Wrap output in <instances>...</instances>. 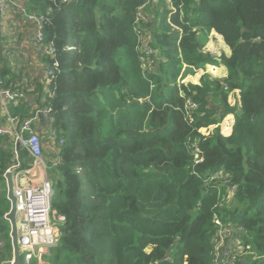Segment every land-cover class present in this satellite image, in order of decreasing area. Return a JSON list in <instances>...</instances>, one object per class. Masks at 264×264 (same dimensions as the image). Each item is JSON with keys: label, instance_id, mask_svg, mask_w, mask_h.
Here are the masks:
<instances>
[{"label": "trees", "instance_id": "1", "mask_svg": "<svg viewBox=\"0 0 264 264\" xmlns=\"http://www.w3.org/2000/svg\"><path fill=\"white\" fill-rule=\"evenodd\" d=\"M145 1L24 3L47 16L46 42L55 53L43 59L59 63L53 106L65 142L50 178L52 208L64 222L48 260L216 264L218 217L235 225L228 264H264V0H170L173 9L153 18L149 46L159 59L147 77L135 29ZM212 30L229 56L204 51ZM209 63L223 64L227 77L178 83L185 65ZM0 74L19 83L2 56ZM36 85L43 95L42 81ZM187 100L197 106L186 107ZM25 107L12 112L30 115ZM228 114L235 122L225 135L220 123ZM213 125L210 134L201 132ZM8 146L1 147L0 182L12 162ZM10 208L9 199L0 200V236L8 243L0 264L13 258Z\"/></svg>", "mask_w": 264, "mask_h": 264}, {"label": "built area", "instance_id": "2", "mask_svg": "<svg viewBox=\"0 0 264 264\" xmlns=\"http://www.w3.org/2000/svg\"><path fill=\"white\" fill-rule=\"evenodd\" d=\"M159 1L146 0L138 7L135 21V29L138 33L142 53L140 59L143 74L146 77L148 76L147 70L153 68V56L156 50L149 46L151 39L144 27L148 22L145 8L150 4L159 3ZM14 10L15 15H19L18 21H23L24 24H35V57L43 59L46 55H53L55 47L53 43L46 42L44 32V26L48 20L47 16L39 14L37 10L30 11L22 2L0 0V29ZM24 45L25 42L23 41L19 43L20 47ZM15 63L16 67L13 65L12 67L18 75L19 83L17 85H14V80L5 82L0 74V118H4L6 123V126H0V153L2 146L9 145L8 150L12 156V162L5 175L8 172L13 174L14 195L16 196L19 218L21 262L22 264H52L48 257L51 255V249L58 245L62 237L63 233L60 226L64 222V218L60 220L59 215L52 208L54 189L50 174L47 171V169L53 170L61 165V148L65 142V138L57 125L56 111L53 106L56 93L52 89V84L56 70L59 69V63L55 62L52 66L46 64L43 95H39L41 97L37 100L29 96L28 92L32 89L31 87H36V80L19 62ZM182 77L183 75H180L179 84H185L186 80ZM233 92H231L230 97ZM19 102L29 105L31 108L30 115L22 117V115L11 111L10 104H18ZM196 106L195 102L187 100L186 107L193 108ZM45 140H48L47 145ZM49 153H51V158L48 159ZM196 158L197 162L201 160L198 153H196ZM216 174L221 175V173ZM55 214L57 218L54 216ZM215 222L220 226L213 240L218 252L215 263L228 264L231 251L225 246V242L235 233V225H223L218 217L215 218ZM6 246L7 241L0 236V250L4 251ZM2 264H14V257L4 260Z\"/></svg>", "mask_w": 264, "mask_h": 264}, {"label": "crops", "instance_id": "3", "mask_svg": "<svg viewBox=\"0 0 264 264\" xmlns=\"http://www.w3.org/2000/svg\"><path fill=\"white\" fill-rule=\"evenodd\" d=\"M15 1L20 2V3L21 2L26 3L28 0H15ZM166 6L169 9H172V3L171 2H168V0H160L158 4L148 5L146 7V13H148V15L152 14L153 15L152 18L157 17V16H159L158 14H161V12L163 11V9ZM149 12H151V13H149ZM10 17L19 18V15L18 14L15 15V10H14V11H12V13L10 14V16L8 18H10ZM8 18L5 22V24L1 27L2 31L0 29V34H1L0 56L7 58L9 60V62L11 63V66L13 65L16 67L15 62H19V64L25 70L29 71V73L36 80V82L42 81V83H43V79L45 76L46 63H45L44 59H38L35 57V51H34V49H35L34 40H35V33H36L35 24L34 23L24 24L23 21H18L17 19L13 20L12 22L7 23V21L9 20ZM22 41L25 42V45L23 47H20L19 43ZM69 41H70V45H72L71 34L69 36ZM206 41H207V45L209 46L210 50L219 48L222 52V53H219L218 55L215 56V55L211 54V52L209 51V53L212 56L220 59L222 57V55H227V56L230 55V53H231L230 47L226 44L222 35L217 33L215 30H212L209 32V34L206 38ZM215 44H217L218 47H216ZM8 48H9V50H7ZM209 67H211L210 64H206L202 67H187V65H186L183 68V72H185V74H183L182 78L189 81V83L199 84L202 77L205 75H209L211 78H217V79H223V78L227 77V74H228L227 68L223 64L214 65V67L216 69V75L215 76L209 74L208 69H207L208 74L203 75L202 70L209 68ZM31 88L32 89H30L28 91L29 96H31L34 100H37L39 97H41V96H39V95H41V91L38 89L37 85H36V87H31ZM37 90H38V92H36ZM43 90H44V88H43ZM235 92H238V90ZM235 92H233V93H235ZM239 96H240V94H239ZM21 104L22 103H20V102L18 104H10L11 111H12V107L21 106ZM24 105L26 106L24 109L27 111V113H30L31 108L29 107V105L27 103H24ZM229 116L231 117L234 115L229 114ZM234 122L235 121H232V124L229 123L230 125L227 126V128H228V130H230V132H228L226 135H230L232 133ZM0 126H6L4 118H0ZM45 143L47 145L48 140H45ZM49 158H51V153L48 154V159ZM3 184H6V182H0V188H3ZM54 216L57 218L56 214ZM58 217L60 220H62L61 218H64L61 215H59ZM11 243H12V241H11ZM7 245H8V243H7ZM12 250H13V246H12ZM13 257H14V252H13Z\"/></svg>", "mask_w": 264, "mask_h": 264}, {"label": "rangeland", "instance_id": "4", "mask_svg": "<svg viewBox=\"0 0 264 264\" xmlns=\"http://www.w3.org/2000/svg\"><path fill=\"white\" fill-rule=\"evenodd\" d=\"M168 2H170V0H168ZM172 9H173V7H172ZM164 10V9H163ZM145 11H146V8H145ZM163 12V11H162ZM149 13H151V12H149ZM147 16H148V22H147V24L144 26L145 27V29H146V31H147V33L149 34V37H150V39L152 40V32H153V25H152V23H153V15L152 14H150V15H148V13H147ZM16 19H18V18H10L8 21H7V23H9V22H12L13 20H16ZM216 43V42H215ZM215 46L216 47H218L217 46V44H215ZM204 51L205 52H208L209 53V51L211 52V54H213V55H218L219 53H222L221 52V50L219 49V48H216V49H209V46L207 45V41L205 42V45H204ZM222 55V54H221ZM220 56V55H219ZM223 56V55H222ZM159 59V54H158V52L156 51V53H155V55L153 56V63H152V66H153V68H154V70H156V68H157V65H156V60H158ZM210 64V63H209ZM211 65V67H209V68H206V69H204V70H202V72H203V75L204 74H211V75H216V69H215V67H214V65H217V64H210ZM214 68V69H213ZM207 69H208V73H207ZM201 70V69H200ZM199 71V70H198ZM148 72H150V69H148ZM186 80V79H185ZM189 83V81H185V84H188ZM181 84H184V83H181ZM185 93H183L182 92V95H184ZM238 99H239V91L238 92H235V93H233L232 95H231V97L229 96V102H230V105H232V106H234V105H236L237 103H238ZM232 121H235V116H229V114L228 115H226L225 116V118L223 119V121H222V123H220V130H221V132L223 133V134H227L228 132H230V130H228V128H227V124L228 123H230V124H232ZM217 125H213V126H210V127H203L202 129H201V132L203 133V134H205V135H208V134H210V132H212L213 130H214V128L216 127ZM24 165H26V164H24ZM47 171H48V173L49 174H51V171L52 170H50V169H47ZM7 183L6 184H3V188H0V190H1V193H0V200L1 199H3L4 198V200L7 198L8 199V197H7ZM236 243V241L234 240V239H227L226 240V242H225V246L228 248V249H231V248H235L236 246H237V244H235ZM224 246V245H223ZM222 246V247H223ZM241 251V250H240ZM246 254H248V253H246Z\"/></svg>", "mask_w": 264, "mask_h": 264}, {"label": "water", "instance_id": "5", "mask_svg": "<svg viewBox=\"0 0 264 264\" xmlns=\"http://www.w3.org/2000/svg\"><path fill=\"white\" fill-rule=\"evenodd\" d=\"M5 177L7 183V197L11 203L10 211L5 215V219L8 220L11 225L10 237L14 252V264H22L19 246V218L17 213L16 196L14 195L13 174L8 172Z\"/></svg>", "mask_w": 264, "mask_h": 264}, {"label": "clouds", "instance_id": "6", "mask_svg": "<svg viewBox=\"0 0 264 264\" xmlns=\"http://www.w3.org/2000/svg\"><path fill=\"white\" fill-rule=\"evenodd\" d=\"M68 48H69L70 50H74V49H75L74 46H72V45H70Z\"/></svg>", "mask_w": 264, "mask_h": 264}]
</instances>
